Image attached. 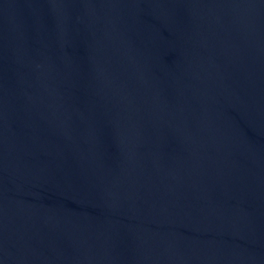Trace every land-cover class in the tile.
<instances>
[{"label":"water","instance_id":"water-1","mask_svg":"<svg viewBox=\"0 0 264 264\" xmlns=\"http://www.w3.org/2000/svg\"><path fill=\"white\" fill-rule=\"evenodd\" d=\"M0 264H264V0H0Z\"/></svg>","mask_w":264,"mask_h":264}]
</instances>
